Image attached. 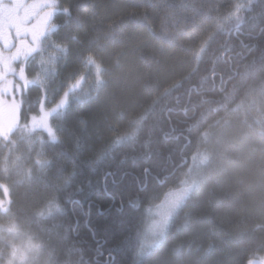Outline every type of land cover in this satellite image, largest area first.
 <instances>
[{
  "label": "trees",
  "instance_id": "1",
  "mask_svg": "<svg viewBox=\"0 0 264 264\" xmlns=\"http://www.w3.org/2000/svg\"><path fill=\"white\" fill-rule=\"evenodd\" d=\"M59 2L70 13L57 14L53 39L67 52L31 93L37 113L42 97L49 108L68 90L67 105L51 118L57 142L41 138L51 166L39 177L28 161L31 186L18 183L22 170L0 174L21 226L53 237L51 264H111L110 254L119 261L117 250L141 233L152 201L177 183L199 147L211 157L197 186L137 264H246L263 256L264 120L244 118L248 105L264 106V0ZM90 60L101 68L98 83L84 72ZM65 181L56 193L52 186ZM46 192L64 212L36 220ZM8 239L0 242L5 252Z\"/></svg>",
  "mask_w": 264,
  "mask_h": 264
},
{
  "label": "snow or ice",
  "instance_id": "2",
  "mask_svg": "<svg viewBox=\"0 0 264 264\" xmlns=\"http://www.w3.org/2000/svg\"><path fill=\"white\" fill-rule=\"evenodd\" d=\"M69 13L70 9L59 0H0V174L10 175L22 170L24 179L18 183L29 186L36 181L31 168L27 167L28 161L38 168L39 177L45 176L51 166V161L43 158L46 142L34 134L40 128L52 131L48 114L39 117L32 111L31 93L33 86L43 85L46 77L55 74L57 54L67 52L53 37L60 28L55 22L57 14L67 16ZM37 61L39 71L34 72L30 65ZM57 140L56 135H51L48 142L54 144ZM67 183L52 187L58 193ZM44 187L47 189L49 185L44 183ZM12 205L11 188L0 181V218H7L6 223H0V242L5 236L10 237L7 251L0 247V264H40L45 253L51 264L56 253L53 237L45 240L23 228ZM63 212L59 197L46 192L33 216L36 220H45ZM155 235L156 226L153 225L130 237L117 250L119 261H115L113 254L108 259L111 264H137V258L157 243L150 239ZM130 254L131 261L127 258ZM246 264H257V261L248 258ZM259 264H264V258Z\"/></svg>",
  "mask_w": 264,
  "mask_h": 264
},
{
  "label": "rangeland",
  "instance_id": "3",
  "mask_svg": "<svg viewBox=\"0 0 264 264\" xmlns=\"http://www.w3.org/2000/svg\"><path fill=\"white\" fill-rule=\"evenodd\" d=\"M30 67L34 72H38L36 71V69L39 68L38 61L35 62L34 64H31ZM88 69H91L92 73L94 74L91 80L94 81L95 83H98L100 80L101 68L94 60H90L84 72L87 71ZM84 81H85L84 77L82 76L81 78L77 79V81L69 88V90L72 91L81 88ZM67 91L60 97V99H58V101L55 104H53L49 108H47L46 106L47 104L46 100L43 99V97L40 99L41 104L39 105L36 114L39 117H43L45 113H47L49 128L52 129V131L49 132L47 128H40L42 133L40 134L44 136V137L41 136V138H44L49 141L51 135L57 136L56 131L52 126L51 118L54 114H57L58 112L63 110L67 105L68 103ZM61 101H63V104L61 103ZM247 107H248L247 110H249L250 115L248 112V114H246V117L244 118L245 120L249 122H253L254 120L256 122H260L264 120L263 119L264 106L259 108V107H254L252 104H250ZM237 115L241 117V114L239 112ZM224 131L225 133L220 132L218 134L216 138L217 141H219V136L221 139L222 135L224 136L226 134V130ZM213 137L214 136H210L208 138V142H210V144L214 141ZM198 149L199 150L195 153V155L192 156L191 165L188 166L181 173L177 183L164 190L160 195L156 196L155 199L152 201V204L149 206L147 210L148 211L147 218L141 233H143L146 229L155 225L156 235L155 237H150V239H154L155 241H157V243L154 245L152 249L146 251L145 254L149 253L151 250H153L157 245L161 243L173 215L190 197V195L192 194V192L194 191L195 187L198 184L199 175L201 176L200 174L201 169L210 161L211 155L209 157L210 153L208 148L202 149L199 147ZM261 258H264V255L258 258H254L257 261V264H259Z\"/></svg>",
  "mask_w": 264,
  "mask_h": 264
}]
</instances>
